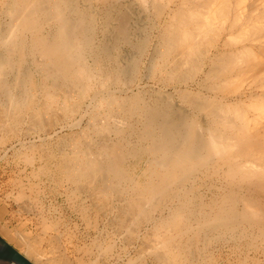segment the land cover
<instances>
[{
  "label": "bare ground",
  "instance_id": "6f19581e",
  "mask_svg": "<svg viewBox=\"0 0 264 264\" xmlns=\"http://www.w3.org/2000/svg\"><path fill=\"white\" fill-rule=\"evenodd\" d=\"M133 8L142 9L144 24ZM0 10L1 142L14 137L25 114L33 129L45 127L56 90L70 114V92L91 97L90 106L105 113L91 118L96 146L72 140L53 165L61 182L75 186L72 194L90 192L97 212L108 201L122 203L114 215L129 237L151 223L142 244L155 264H192L216 245L264 252V0H0ZM28 57L51 82L41 106L32 71L22 70ZM138 79L157 85L115 92ZM106 131L113 140L103 139ZM130 156L146 158L145 183L124 169ZM24 237L17 245L30 261L69 264L55 236L47 240L50 256L40 238Z\"/></svg>",
  "mask_w": 264,
  "mask_h": 264
},
{
  "label": "rangeland",
  "instance_id": "374dc122",
  "mask_svg": "<svg viewBox=\"0 0 264 264\" xmlns=\"http://www.w3.org/2000/svg\"><path fill=\"white\" fill-rule=\"evenodd\" d=\"M132 11H133V13L137 14L136 15V17L138 18L137 21H139V22L143 21L142 23L144 24L145 19H144V17H141V14H140V12H142V9L133 8ZM0 15H1V10H0ZM27 59H25V63L23 65L25 67H23L22 70L24 72H25V70L27 72H29L28 70H30V72L32 71L31 72V74L33 75L32 79H34V80H32V83L34 82L33 83L34 88L36 86L35 90H33L32 93L34 94L35 102L37 103V101H38L36 106H41L42 102L45 103V100H46L45 94L43 96V91L49 90V91L53 92V90L50 89L51 82L44 80L43 77L40 78V75H38V73H36L34 71V67H33V65H31L32 60L29 57ZM141 62H138L139 69L144 70L146 61H143L142 63ZM48 83H49V85H48ZM156 83L157 82L154 80H144L143 79L140 81L138 79V81L135 84H131V86L128 89H126V88L120 89V87L118 86L117 87L118 89H116L115 92L118 95L120 94L121 96H126V95L130 94L129 93L130 90H131L130 92H135V90L137 91L138 90L137 88L140 85L141 86L139 88L143 87L144 89H147V87H148V89H149V87L152 88L153 85H154V87H156L155 86V85H157ZM41 85H43V86H41ZM132 85L135 87H133ZM193 86H192L193 88L196 87L195 85H193ZM131 87H132V89H131ZM40 88H43V89H40ZM38 89H40L41 91ZM169 89H170V91H172L171 88H168V90ZM124 90H125V92H123ZM34 91H36V92H34ZM38 91H39V93H38ZM111 92H114V89L111 90ZM55 93L56 94H54V97H53V99L55 101H51V108H49L50 110L48 109L49 111L43 115V120L41 121L43 124L48 125L49 122L53 119L52 125L54 128L51 126V129H50V125H48V127H46L47 126L46 125L45 127H42V129H33L32 124L27 120V114H25L23 120H21L18 123L17 128H16V126L14 128L15 132H16L14 137L8 136L7 140H10V141L6 140V141L1 142V140H0V235L6 241H8L12 246H14L18 251H20L21 253L24 252V247L21 245H17L18 243L22 244L21 242L23 241L22 238L20 240L19 236L21 237L24 235V236H26L24 238H27L28 240H30L32 242H33V240L38 241V239L40 238L38 241V242H40V249L41 250L44 249L43 251L46 254H49L48 251L50 248L48 241L51 238H54V236H55V238L59 239L58 242L62 246V247L60 246V250L61 251L64 250V251H62V253L66 254L65 257L67 256L66 259L68 258L69 264H91V263L92 264H125L132 257H134V259L139 258L138 260L141 259L140 261H142V264H146V263L147 264H155V263L151 262L152 260H151L150 256L148 255V253L146 251L145 252L143 251V244H146L145 243L146 238H144L145 237L144 235L145 234L147 235L148 233H150L151 228H152L151 223L142 222L141 223L142 225L140 224L141 225L140 227L137 226V230L138 231L140 230V231L135 232V233H137V234H135L137 236L133 237V235H134L133 234L131 236L133 238L132 239L131 237H129L128 232L126 231V228L120 226L117 223V217L115 216L116 215V209L122 203H120L116 200L115 201L114 200L108 201L109 205L106 206L105 208H103L104 210L101 209L102 212L100 209H98V211H100V212H97V208L95 206L93 208V204L95 203V201H94V199L91 198L93 196H91L92 194H89L90 192L89 193L87 191H83L84 193L79 192L80 196H79V194H77V192L75 194H72L73 192H71V191L75 190V186L72 184H69L67 182H61L60 181V178L62 177V173L59 169H56L55 167H53V165L57 164L58 162L59 163L62 162L61 155L70 152V150L72 149V145L74 143V142H72V140L73 141L75 140L78 148H82V147L86 148L87 145L90 146L91 143L89 144L88 140H90V142L93 141L92 142L93 144L90 147L96 146V144H94V143H95V140L97 137L95 135V133H97V131L95 130L94 125L91 126V123L93 122L92 120L94 118H96L95 116L103 117V115H105V113H104L103 109H101V110H100V108H94L93 109V107L90 106L89 101L91 102V100H90L91 97H87L86 100L85 99L80 100V99H78V97L75 93L70 92L72 94V97H71L72 99L70 97H68V99H66V100L68 101V103H67L68 108H72V109L74 108L73 110L71 109L72 112L70 111L73 114V117H71L72 114H70L69 111H66L64 108V106H65L64 99L65 98L62 96L63 95L62 92H60V91L58 92L56 90ZM57 96H59V97H57ZM42 97L44 98V100H42ZM55 97H57V98H55ZM38 98H40L41 101ZM61 103L63 105H61ZM59 104L61 106H59ZM71 104H73V105H71ZM77 104H78V106H77ZM60 107H61V109H63L62 111H61ZM58 110H59V112H58ZM66 112H68V113L66 114ZM77 112L80 114H78ZM95 114H97V115H95ZM61 115L63 117H61ZM90 115H91V117H90ZM55 116H57V117H55ZM80 116L82 118H80ZM54 117H55V119H54ZM91 118H92V120H91ZM78 119H79V121H78ZM55 121H56V123H55ZM28 123H30V125H28ZM56 124H57V126H56ZM85 126L86 127L88 126V128H90V129L92 128V129L89 132H87V129ZM81 129H83V130H81ZM37 130H39V132ZM44 130H45V132H44ZM17 131H19V133ZM33 131H35V132H33ZM80 131H81V133H80ZM83 131H84L83 134H85V131L87 132L86 136H84L86 138L83 137V134H82ZM92 131H94L95 133ZM74 133H77V134H74ZM90 133H92L93 135ZM103 133H106V135L105 134L102 135L103 139H106L108 141H110V139L113 140L114 136L112 133H110V131H106ZM88 134H90V135H88ZM75 135H77L76 139L74 137ZM89 136H91L92 138ZM94 136H95V138H94ZM104 136L105 137L107 136V138H105ZM88 137H89V139H87ZM99 137H101V135H99ZM68 139L70 140V142ZM70 144H71V146H70ZM29 146H33V147H29ZM34 147H35V149H34ZM28 148H30L32 151L30 149L27 150ZM60 150H62V151H60ZM64 150H66V151H64ZM28 151H29V153H28ZM35 151H36V153H35ZM52 151L54 153V156H52L53 155ZM56 151L58 152L57 154H56ZM61 152H62V154H60ZM28 156H30L31 158ZM50 156H52L54 158L57 157L55 159L58 161H54L55 159L50 157ZM129 158L130 159H128V158L125 159L124 160L125 162L123 161V163H122L124 165V169L126 171H129L128 174L131 173L130 175H132V177L134 179L137 180L136 176H139L138 180L140 179L139 180L140 183H145L146 179H147V177L145 176V168L147 165L146 158L143 157L141 160H140V158L137 159L136 157H135V159H133L134 157H131V156ZM28 159L30 160V162H28L29 161ZM52 159H54V160H52ZM32 160H33V162H32ZM135 160H137L139 162H137ZM46 161L48 162V164ZM52 162H54V163H52ZM46 167L48 169H46ZM54 169H56V170H54ZM57 170H58V172H57ZM76 194L79 197L78 196L74 197V195L76 196ZM88 194L90 195V197H88L89 196ZM111 199L112 198L110 197L109 200H111ZM73 200H75V201H73ZM91 203H93V204H91ZM112 203H114V204H112ZM115 204H117L116 205L117 207L115 206ZM111 208L113 210L114 209L115 210L113 211ZM84 211L85 212L88 211V212L85 213ZM111 211H112V213H111ZM83 212H84V214H83ZM114 213H115V215H114ZM85 215H87V216H85ZM100 216H102V217H100ZM112 220H114V222ZM115 225H116V227H115ZM134 225H137V224L135 223ZM145 225H147L146 226L147 229L145 228ZM117 226H118V228H117ZM142 227H144V228H142ZM115 230H117L118 232L120 231V233H118V232L116 233ZM147 230H149V231H147ZM120 234H123V235L121 236ZM40 236H42V238ZM123 236L126 238H124ZM128 237L134 241H131ZM136 237H138V238H136ZM41 239H43V240H41ZM125 240H126V244H125ZM108 241L110 243L106 244V243H108ZM102 242L103 243L105 242V243L103 244ZM97 243H98V245H97ZM139 245H140V249H139ZM232 246L233 245L231 243L230 247H232ZM214 247H218L217 249H215L216 251L213 249V252H209L208 254L207 253L206 254H200V258L198 257V259L196 258L197 256H195V258H196V259L194 258L195 263L193 262L192 264H206V263L207 264H231V263L238 264V261L240 259H241L240 261H242V263L239 262L240 264H246V263H248V264H251V263L252 264H264V252L260 251L261 252L260 253L259 251L258 252L257 251H250L249 252L250 254H249L246 252L240 253V252L229 250L228 249L229 246H226V245H224L223 248L222 247L220 248V245H216ZM137 250H138L139 254H136ZM139 250H141V251H139ZM134 251H135V253H134ZM142 252H143V254H142ZM143 255H144V258L142 257ZM201 255H203V256H201ZM49 256H50V254H49ZM111 256H112V258H111ZM148 257H149V259H148ZM144 259H145V261H144ZM205 260H206V262H205ZM32 262H34V264H39V263L35 262L34 259L32 260Z\"/></svg>",
  "mask_w": 264,
  "mask_h": 264
},
{
  "label": "water",
  "instance_id": "95a60500",
  "mask_svg": "<svg viewBox=\"0 0 264 264\" xmlns=\"http://www.w3.org/2000/svg\"><path fill=\"white\" fill-rule=\"evenodd\" d=\"M0 264H34L0 235Z\"/></svg>",
  "mask_w": 264,
  "mask_h": 264
}]
</instances>
